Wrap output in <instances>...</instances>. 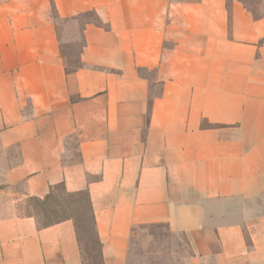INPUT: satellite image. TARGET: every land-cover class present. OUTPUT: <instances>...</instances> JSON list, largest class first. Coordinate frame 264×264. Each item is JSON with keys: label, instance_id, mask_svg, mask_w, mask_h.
<instances>
[{"label": "crops", "instance_id": "obj_1", "mask_svg": "<svg viewBox=\"0 0 264 264\" xmlns=\"http://www.w3.org/2000/svg\"><path fill=\"white\" fill-rule=\"evenodd\" d=\"M90 12L68 73L57 24ZM0 162V264H85L72 219L15 214L58 187L87 193L99 264H264V13L0 0Z\"/></svg>", "mask_w": 264, "mask_h": 264}, {"label": "rangeland", "instance_id": "obj_2", "mask_svg": "<svg viewBox=\"0 0 264 264\" xmlns=\"http://www.w3.org/2000/svg\"><path fill=\"white\" fill-rule=\"evenodd\" d=\"M196 0H171L173 4L179 5L187 2H195ZM229 2L232 0H228ZM253 13V15L260 16L264 13V6L260 5V0H238ZM53 6L49 8L50 15L54 17ZM85 23H93L100 25L94 13H86L78 17L76 24L72 22H58V33L65 40H71L70 43L62 44V55L64 57V67L69 73L79 66V52L81 50L82 41L80 39L79 30ZM5 166V163L0 162V172ZM20 188L16 187V190ZM76 199L67 195L61 187H58L54 194L46 202L36 200L35 198H24L16 205V215H32L41 226L51 222L58 221L65 217L73 216L71 208H74ZM90 235H93L90 232ZM83 242L82 250L85 264H99V255L97 246L94 245L89 236L84 232L81 235Z\"/></svg>", "mask_w": 264, "mask_h": 264}, {"label": "trees", "instance_id": "obj_3", "mask_svg": "<svg viewBox=\"0 0 264 264\" xmlns=\"http://www.w3.org/2000/svg\"><path fill=\"white\" fill-rule=\"evenodd\" d=\"M78 68L79 66L70 72H75ZM67 195L75 198L76 201L74 203L75 207L71 208V212L73 213V216L65 217L63 219L69 218L74 221L76 235L78 237L81 247L83 245L81 235L84 232L87 236H89L91 242L97 246L98 254H99L100 243L97 238L93 213H92V209H91V205H90L87 193L80 192V193L67 194ZM51 196L52 195L50 194L46 196L44 199H36V200L46 202L47 200L51 198ZM51 224H53V222L48 223V224H43L41 226L46 227ZM90 232H92L93 235H90Z\"/></svg>", "mask_w": 264, "mask_h": 264}]
</instances>
